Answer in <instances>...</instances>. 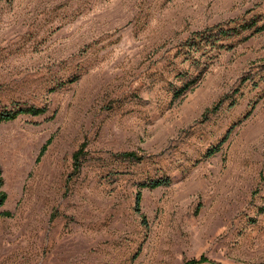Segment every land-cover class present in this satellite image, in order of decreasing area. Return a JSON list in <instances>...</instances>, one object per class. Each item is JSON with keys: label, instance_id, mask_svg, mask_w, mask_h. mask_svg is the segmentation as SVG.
I'll return each instance as SVG.
<instances>
[{"label": "rangeland", "instance_id": "374dc122", "mask_svg": "<svg viewBox=\"0 0 264 264\" xmlns=\"http://www.w3.org/2000/svg\"><path fill=\"white\" fill-rule=\"evenodd\" d=\"M263 25L264 0H0V112L46 109L0 123V264L264 263Z\"/></svg>", "mask_w": 264, "mask_h": 264}, {"label": "trees", "instance_id": "16d2710c", "mask_svg": "<svg viewBox=\"0 0 264 264\" xmlns=\"http://www.w3.org/2000/svg\"><path fill=\"white\" fill-rule=\"evenodd\" d=\"M256 25L254 19L249 21V22H245L243 23L241 26L239 27H235V28H228V29H222L220 28V26H214L212 28L206 29L204 31L201 32H197L192 34V37H190L186 42H185V46L188 47V50H192L193 48H199V47H203L205 45H208L210 40L211 44H217L220 41H224L227 39H230L232 36L239 34V32L244 31V30H250L252 29L254 26ZM264 29V25L261 27H256L254 29V33L257 32H261ZM221 48H224L223 45H220ZM230 48V47H227ZM214 110V109H212ZM212 110L208 109L206 110V112L204 113L207 114L208 112H212ZM46 112L45 108H37L34 106H30V107H17L13 110H5V111H1L0 112V123L2 122H9V121H13L15 120L19 115H30V116H40L43 115ZM51 139H49L40 149V152L37 156V160L39 161L40 158L43 156V154L45 153L47 146L50 144ZM220 146L221 143L218 144L215 147H212L211 149L208 150L207 152V156L211 157L213 155H215L216 153H218L220 151ZM85 156L84 153V145L82 144L81 147L74 152L73 156H72V167H73V173H78L81 167V162L83 157ZM119 157L131 160V161H136V162H140L143 159V156L140 155L137 152H125L122 154L118 155ZM2 171H1V167H0V188L2 186V177H1ZM169 180H161V181H153V182H146L144 184H141L139 186V188H151V189H155L159 186L162 185H166L168 184ZM6 194L3 191H0V208L3 206L5 200H6ZM141 191L138 190L136 195H135V211L140 213V216L143 220V222L145 223V216L141 213ZM0 216L3 217H10V213L9 212H4V211H0ZM204 263H209V264H217L209 259H207L204 256H201L198 259H194V260H190L185 264H204ZM264 264V263H261Z\"/></svg>", "mask_w": 264, "mask_h": 264}]
</instances>
